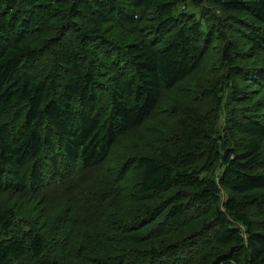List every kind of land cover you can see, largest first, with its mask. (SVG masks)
Instances as JSON below:
<instances>
[{
	"label": "trees",
	"instance_id": "trees-1",
	"mask_svg": "<svg viewBox=\"0 0 264 264\" xmlns=\"http://www.w3.org/2000/svg\"><path fill=\"white\" fill-rule=\"evenodd\" d=\"M1 193L0 264H264V0H0Z\"/></svg>",
	"mask_w": 264,
	"mask_h": 264
},
{
	"label": "rangeland",
	"instance_id": "rangeland-1",
	"mask_svg": "<svg viewBox=\"0 0 264 264\" xmlns=\"http://www.w3.org/2000/svg\"><path fill=\"white\" fill-rule=\"evenodd\" d=\"M189 83L190 84L187 86H183V84H181V86L185 89L183 91H180L178 87L175 90H164L161 95L159 106L156 109L155 113L152 115V117L147 119V121L136 131L119 138L106 164L100 167L98 171H93L92 173L90 172L92 177L91 175H89V179L88 175L85 174L81 175L79 178H76L73 181L75 183V187L72 188L73 191H75L74 194H78L79 190L82 193L79 197H86L84 194L88 192V188L92 187L93 189L96 187L93 186L96 183L91 184L92 182H98L100 184L103 183V181L107 177V170L115 171L116 168H118L120 165L128 162L126 158L128 153H136L137 147L139 148V152L142 151V147H158L162 143V141H165L164 138L169 137L170 135H174V132L176 131V115H171L169 113V110L172 106H175L178 103L186 100V96L183 93L190 94L191 92H188L186 90H191L192 88H194V84L192 83V81H190ZM221 173L222 170H218L216 172L217 179ZM106 180L109 179L107 178ZM70 184L73 185V183ZM25 199L26 197L21 199L15 195L10 196L9 194L1 193L0 209L2 207H14V210L18 213V215H20V212L34 213L35 208L38 206L33 204V202L28 203L27 201H25ZM77 206L78 205L73 208L72 205V208L68 210L67 213L71 215L74 210L76 212ZM124 209L118 212L119 218H123V213L125 211ZM24 217L30 220L31 222L35 220V218L29 219L28 216ZM67 263L70 264L68 261Z\"/></svg>",
	"mask_w": 264,
	"mask_h": 264
}]
</instances>
